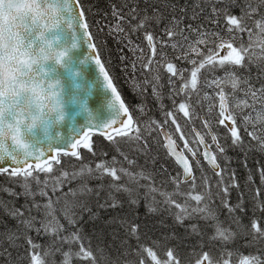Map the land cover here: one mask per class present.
Instances as JSON below:
<instances>
[{"label": "snow or ice", "instance_id": "snow-or-ice-1", "mask_svg": "<svg viewBox=\"0 0 264 264\" xmlns=\"http://www.w3.org/2000/svg\"><path fill=\"white\" fill-rule=\"evenodd\" d=\"M95 24L120 46L138 103L101 55L107 41L98 44L82 0H0V176L9 185L0 184V264H264V166L259 185L248 169L249 154L264 153V0H120ZM81 43L83 58L73 55ZM89 62L103 90L95 111L92 88L78 81ZM149 103L162 120L148 116ZM150 140L174 166L173 175L161 164L159 184L121 147L155 165ZM230 149L248 170L243 186ZM141 192L147 214L168 212L171 226L138 222ZM156 228L170 230L153 239ZM241 239L256 252L229 248Z\"/></svg>", "mask_w": 264, "mask_h": 264}, {"label": "trees", "instance_id": "trees-1", "mask_svg": "<svg viewBox=\"0 0 264 264\" xmlns=\"http://www.w3.org/2000/svg\"><path fill=\"white\" fill-rule=\"evenodd\" d=\"M119 2H120V0H82V4H83V6L85 8V12H86V18L88 20V23L90 25V29H91L93 35L97 39L98 44H99V41H101V40L107 41L105 46L100 47L101 55L105 59L111 58L112 63H111V65H109V67L111 68L114 75L118 78V83H120L122 85L123 90H124L127 98L129 100H133L135 98V96L132 92L131 85L130 84H124L123 79H122L121 65H120V61L118 58L121 55V53L119 52L120 46L117 45L115 39H113L111 37H105V35L103 33L98 34L97 33V27L95 24L96 21L102 19L104 13H110L112 3L119 4ZM176 2L179 5H184L186 2L189 5H191L193 0H176ZM88 9H91V11H88ZM157 32H159V28H157ZM166 51L169 52V58H171V50L166 49ZM125 52L128 55L130 60L134 59V57L132 56V53L127 52V50H125ZM218 74H222V73H218ZM140 79L142 80L143 77H140ZM167 91H168V89H167V87H165L164 92L167 93ZM195 100H196V97H193L192 98L193 104H195ZM164 103L167 105L170 103V101L165 99ZM148 107H149L148 116H151L152 118H154L156 120H162L163 119L162 113L158 110V107L155 104L149 103ZM197 111L200 112V115H202V116L207 114L206 109L204 111H201L199 108H197ZM134 115L139 116L141 123H143V121L148 118V116H140L139 113H135ZM209 119L211 120L210 116H209ZM193 123L195 124V126H197L198 129H200L201 124H200L199 120H196ZM213 126L215 128L214 122H213ZM153 135L155 136V133ZM93 139L96 141L97 148L98 149L103 148L104 151L108 152L109 157L115 154L114 149H112L102 137L96 136V137H93ZM150 144H151V155H153L157 158V163L155 165H153L151 163V161H149L147 164H145V159H146L145 156L143 154L138 155L136 152L130 151L128 145H121V147L125 152H129L130 158H135L139 165H143L148 170L154 172L156 174L155 180H156L157 184H159L161 178L162 179L166 178L165 175L159 174L161 164H163L168 169L169 167H173V163L171 161H169L168 159H166L165 154H164V150L162 148H158L157 147L158 144L156 142L150 140ZM85 155H86L87 159H91L90 156H88L87 154H85ZM227 155L229 157H231V165L230 166L232 169H234L236 171L238 182L243 186L244 181L248 175V170L243 168L239 163V161L242 159V156H240L237 151H233L231 149L228 151ZM65 159H67V158H65ZM125 166H127V165H125ZM261 166H264V153H260L258 151H254V152L250 153L249 158H248V169H251V171L253 173V179L255 180L256 185H259V175H258L257 169ZM63 167L71 170V166L67 163H65L63 165ZM196 174L200 175V173L198 171ZM208 176L209 177L213 176L211 170L209 171ZM197 182L199 183V180ZM0 184H3L5 186H9L7 178L3 177V176H0ZM11 186L15 187L17 191L21 190L18 185H11ZM213 191H215V188H213ZM140 195H141L140 204H139L138 208L136 209V214L139 216V221H138L139 223H141V224L147 223L149 226H151V225L156 224L158 221L163 219L167 225H169V226L172 225V223H173L172 217L169 215L168 212L161 211L160 214L148 215L146 202L143 199L144 193L141 192ZM250 195H251V193L249 191L245 190L246 198L250 197ZM236 197H237L236 191H232V193H231L232 202L236 201ZM4 198L8 199V197L6 195L4 196ZM37 199H39V197H37ZM16 203L18 205L23 204L24 203L23 197H21ZM249 208H250V205H249ZM126 209H127V206H125V212H126ZM125 212H121V215H124ZM101 215L106 216L107 214L101 212ZM249 215H251L250 211H249ZM257 215H259V213H257ZM223 218H224V216H223V214H221V219H223ZM85 219H87V217H85ZM247 222H248V220H247V218H245L244 223H247ZM11 223H13V222L9 221V224H11ZM84 230H85V233H87L88 235L91 236L92 232H93L92 223H90V222L86 223L84 225ZM169 230H170V228H156L153 231H150L149 235L153 239H156L160 236L161 233L167 232ZM108 231H111V229H109ZM176 231L178 233H181V234L183 233L182 228H177ZM105 241L107 243H111V237L108 236L107 234L105 235ZM194 241H195V238H192V240L187 241L186 243H193ZM92 243H93V246H95V244L97 243L95 237H93ZM130 243H132L133 246H135L134 240L130 241ZM242 244H243L242 239L237 240L235 242V244L229 245V248H239V251L241 253H243L244 255L256 252V247H251V248L241 247ZM188 251H189V249L182 248L181 249L182 256L185 253H187ZM233 259H235V258H233Z\"/></svg>", "mask_w": 264, "mask_h": 264}, {"label": "water", "instance_id": "water-1", "mask_svg": "<svg viewBox=\"0 0 264 264\" xmlns=\"http://www.w3.org/2000/svg\"><path fill=\"white\" fill-rule=\"evenodd\" d=\"M69 32V41L71 39V30H68ZM90 50L87 48V45L81 43L80 47L75 49L73 51L74 56H79L80 58H83L84 56L89 55ZM82 76L78 78V81L85 86H90L92 88V95L89 97V107L92 108L93 111L96 110V108L99 106L100 100L103 96V90L94 83L96 78V71L94 65L89 62L84 65L79 66ZM65 82L67 83V78L65 77ZM82 122L83 117L78 118ZM62 131L66 134L67 133V126H64L62 128ZM178 143V142H177Z\"/></svg>", "mask_w": 264, "mask_h": 264}, {"label": "bare ground", "instance_id": "bare-ground-1", "mask_svg": "<svg viewBox=\"0 0 264 264\" xmlns=\"http://www.w3.org/2000/svg\"><path fill=\"white\" fill-rule=\"evenodd\" d=\"M133 101V103H138V100L136 99V97L132 100ZM179 141V140H178ZM157 147L158 148H161V147H159V145H157ZM163 149V148H162ZM164 150V149H163ZM162 152V151H161ZM221 164H222V166H223V164H224V162L223 161H219ZM174 166L173 167H169L168 168V170L170 171V172H172L173 173V175L175 174V172H174ZM209 171H210V169L209 168H207V167H205V172H206V174H208L209 175ZM197 175V177H199V175L198 174H196ZM257 176V175H256ZM211 178L213 179V180H215L216 178L214 177V176H211ZM226 179H227V177H226ZM162 180V178L160 179V181Z\"/></svg>", "mask_w": 264, "mask_h": 264}]
</instances>
